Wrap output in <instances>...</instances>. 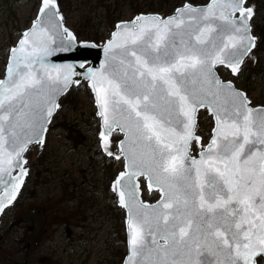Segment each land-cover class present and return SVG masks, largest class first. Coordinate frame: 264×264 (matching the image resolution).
<instances>
[{
  "label": "snow or ice",
  "instance_id": "1",
  "mask_svg": "<svg viewBox=\"0 0 264 264\" xmlns=\"http://www.w3.org/2000/svg\"><path fill=\"white\" fill-rule=\"evenodd\" d=\"M248 0L185 2L172 15L116 25L98 67L53 63L77 37L56 0L6 49L0 79V213L17 198L25 153L44 146L60 97L87 81L100 117V147L124 139L112 191L127 210L124 264H261L264 258V107L217 74L238 75L256 47ZM214 120L205 143L197 113ZM193 145L198 151L193 155ZM140 178L159 192L140 199Z\"/></svg>",
  "mask_w": 264,
  "mask_h": 264
},
{
  "label": "rangeland",
  "instance_id": "2",
  "mask_svg": "<svg viewBox=\"0 0 264 264\" xmlns=\"http://www.w3.org/2000/svg\"><path fill=\"white\" fill-rule=\"evenodd\" d=\"M39 1L0 0V78L7 60L6 49L14 45L30 25ZM65 1L67 9H71L64 14L70 29L74 31L75 27L83 25L91 29L102 26V31L118 13L120 18L116 21L143 12L134 11L133 6L138 5L134 2L147 0L125 1L117 7L113 0ZM251 1L256 5L255 18H260L264 13V0ZM104 19L107 22H103ZM109 32L104 33L101 41ZM219 73L223 79H231L238 88L244 89L254 105L264 104V75L244 86L245 76L232 78L223 69ZM60 105L42 150L36 156L34 148L27 153L31 174L26 194L37 197L25 201L22 208L15 205L2 217L0 264H121L126 252L124 213L116 206L110 183L121 169L122 160L105 157L100 150L98 118L92 95L84 83L67 94ZM211 124L210 116L205 111L200 112L197 134L204 142L209 138ZM118 138L119 134L113 135V147ZM44 167L49 171L43 173ZM55 182H66L62 184L60 196L55 195L59 190ZM142 195L148 201L158 197L156 192L149 194L145 189ZM42 208L45 213L37 212ZM29 226H34L33 235L23 240H30V248L28 252H19L17 239L23 237ZM260 261L264 264V260Z\"/></svg>",
  "mask_w": 264,
  "mask_h": 264
},
{
  "label": "water",
  "instance_id": "3",
  "mask_svg": "<svg viewBox=\"0 0 264 264\" xmlns=\"http://www.w3.org/2000/svg\"><path fill=\"white\" fill-rule=\"evenodd\" d=\"M56 2H57V4H58L60 14L63 16L64 27H66L69 31H71V32L73 33L74 36H76L75 33H74V31H73L72 29H70V28L68 27V25L66 24V21H65V15H64V13L61 11V9H60V6H59V3H58V0H56ZM185 2H188V1H185ZM185 2H183V3H185ZM209 2H210V0H207L205 3H200V4H194V3H191V2H190V3H191L193 6H196V7H203V6H205V5H206L207 3H209ZM183 3H182V4H183ZM182 4L176 6V7L172 10V12H170V13H168V14H164L162 11L137 12V13H135L130 19L116 21V22L114 23V25H113V28L110 30L109 36H108L107 38H105L104 40H102V41L95 42V41L90 40V39H78V38H77L75 44H74V45H73L68 51L58 52V53L55 54L53 57H51V62H53V63H60V64H63V63H70V64H76V65H78V64H80V63L83 62L86 66H94V67H98L99 64L101 63V61L104 59L103 45H104V44H105V43L111 38V34H112L113 31L116 30V25H117V24H120V23H122V22H128V21H131V20H132L135 16H137V15H160V16L166 18L167 16L172 15V14L174 13L175 9H176L177 7L182 6ZM248 5H249V6H253V7H254V12H255V7H256L255 2L251 1ZM40 6H41V0L39 1V5H38V8H37V10H36V14H35L34 18L31 20L30 25H29L27 28H29V27L31 26L32 22L36 19L37 14H38V10H39V7H40ZM27 28H26V29H27ZM26 29H24L23 31H25ZM23 31H22V32H23ZM22 32H21V33H22ZM252 34H253V36L256 38V44H257V41H258L259 35H258V34H254V33H252ZM19 38H20V37H19ZM19 38H18V39H19ZM16 42H17V41H16ZM15 44H16V43H15ZM15 44H14V45H15ZM254 49H255V48H254ZM254 49H253L252 54L250 55V57L245 58V62H247L249 65H253V64L256 62V56H255V53H254ZM6 62H7V60H6ZM245 62H244V63H245ZM244 63H243V64H244ZM243 64L241 65V68H242ZM219 68H223V67L220 66V67H218V69H219ZM224 69H225V68H224ZM5 70H6V64H5L4 74H3V76H2L0 79H3V78H4ZM226 70L232 75V73H231V71H230L229 69H226ZM217 74H218L219 77H220L222 80H224L225 82H227V81L230 80V79H223V78L220 76L218 70H217ZM232 76H233V75H232ZM230 81H232V80H230ZM232 82H233V81H232ZM81 83H84V84L86 85V87L88 88V90H89V92H90V94L92 95V98H93V105H94V107H95V114H96V116H97V118H98V123H99V124H98V125H99V127H98V134H97L98 139H99V132H100L101 120H100V117L97 115L98 109H97V107H96L95 97H94V94L92 93L91 89L88 87V83H87V81L81 80ZM233 84L235 85L234 82H233ZM77 86H78V85H75V84H74L72 87H77ZM235 87H236L237 89L241 90V91H244L243 89L238 88L236 85H235ZM244 92L246 93V91H244ZM246 94H247V93H246ZM65 95H66V94H65ZM65 95H64V96H65ZM64 96L60 97V99H59V103H60V100H61ZM247 96H248V95H247ZM248 97H249V96H248ZM249 99H250V97H249ZM250 100H251V99H250ZM253 106H255V107H264V104H257V105H254V104H253ZM59 109H60V108H59ZM59 109H58V110H59ZM58 110H57V111H58ZM57 111L54 113L53 117L55 116V114L57 113ZM200 111H205V112L207 113V115L210 116V119H211V122H212V127H211V129H212V128L214 127V120H213L212 116H211V115H210L205 109H201V110H199V112H200ZM199 112L197 113V122H198V114H199ZM53 117H52V119H53ZM49 125H50V124H49ZM49 125H48V128H49ZM211 129H210V132H211ZM46 134H47V133H46ZM114 134H119V135H120V138L115 142V147L112 146V136H113ZM112 136L110 137V151L113 152L115 155H119V154H120V152H119V144H120V141L124 139L123 133H120V132L117 130L116 132H114V133L112 134ZM45 139H46V136H45ZM208 139H209V138H208ZM207 141H208V140H207ZM207 141H206V142H207ZM194 146H195V145H194ZM99 147H100V141H99ZM31 148H34V154H35V156H36V155L39 154V152L42 150L43 147H41V146H39V145H33V146H31V147L29 148V150H30ZM195 148H196V146H195ZM100 149H101V151H102V153H103L104 155L109 156V155H107V154L103 151V149H102L101 147H100ZM197 151H198V149H196V152H197ZM27 153H28V152L25 153V159H26L27 162H28V156H27ZM115 155H113V156H111V157L115 158ZM193 155H196V153H195V154L193 153ZM25 167L27 168V170H28V175H29L30 165L27 163V164L25 165ZM123 170H124V168H123V159H122V167H121V169L117 172V174L114 176L113 180H112L111 183H110V190H111V191H112V185H113V183L115 182L116 177H117V176L120 174V172L123 171ZM28 175H27V176H28ZM27 176L25 177V181H26ZM24 183H25V182H24ZM140 184H141V189H140V199H141L144 203H147V204H156V203L158 202L159 198H160L159 192L156 191V190H154V189H153L152 191H149L148 186H147V182H146L143 178H140ZM23 185H24V184H23ZM23 185H22V187H23ZM22 187H21V189H22ZM142 187H144L145 190H146L148 193H151V192H153V191L157 192V194H158L157 199H155L154 201H148V200L144 199V198H143V195H142V192H143V188H142ZM21 189H20V191H21ZM112 193H113V195H114V197H115L116 205H117L118 207H120V204H119V197H118L117 193L114 192V191H112ZM19 194H20V192L18 193L17 198H18ZM17 198H16V199H17ZM15 201H16V200H15ZM15 201H14V202H15ZM14 202H13L11 205H9L7 208H5L4 211L7 210L9 207H11V206L14 204ZM120 208L123 210V213H124V217H123V226H124V233H125L126 252H125V255H124V257H123V259H122V262H121V264H124L125 259H126L127 255H128V248H127V224H126V221H127V210L124 209V208H122V207H120ZM4 211H3V212H4ZM3 212L0 213V217L2 216ZM258 259H259V258H258ZM263 259H264V258H263Z\"/></svg>",
  "mask_w": 264,
  "mask_h": 264
},
{
  "label": "trees",
  "instance_id": "4",
  "mask_svg": "<svg viewBox=\"0 0 264 264\" xmlns=\"http://www.w3.org/2000/svg\"><path fill=\"white\" fill-rule=\"evenodd\" d=\"M125 1H129L130 3H133V0H113L115 4L114 6L117 7L119 4ZM185 1L195 3V4H200V3L206 2L207 0H147L143 2H134V3H138V5H135V7L133 6V9L135 12L136 11H143V12L162 11L165 14H167L173 8H175L178 4L183 3ZM58 2L64 14L70 12L71 9L70 10L67 9L65 0H58ZM119 18H120V13L115 15V17L110 21L109 26L105 30L101 31L102 26L96 29H91L90 27L88 26L86 27L85 25H83V26L75 27L74 33L80 39H90L95 42H98L102 39L105 32H109L112 29L113 27L112 25H114L115 21ZM84 20L85 22H88L87 19H84ZM254 20H255L254 30L260 35V38H259V41L256 47L257 61H256V64L252 67L247 66V65L243 67L242 73L239 77H241L242 75L245 76V79L243 80L244 86L251 84L253 81L260 79L264 75V13L262 14L260 18H258L257 16L256 18H254ZM105 21L106 19H104L103 22ZM223 71L226 74H228L227 71L225 70ZM73 90H75V88H71L68 94ZM65 97H63L62 99H65ZM48 171L49 169L47 167H44L43 173L48 172ZM44 178L46 179V177ZM15 205L16 204H14L13 207Z\"/></svg>",
  "mask_w": 264,
  "mask_h": 264
},
{
  "label": "flooded vegetation",
  "instance_id": "5",
  "mask_svg": "<svg viewBox=\"0 0 264 264\" xmlns=\"http://www.w3.org/2000/svg\"><path fill=\"white\" fill-rule=\"evenodd\" d=\"M256 64V63H255ZM255 64H253V65H248V64H246L247 66H250V67H252V66H254ZM229 74V73H228ZM240 72L238 73V75H236V76H231L230 74V76L232 77V78H235V77H239L240 76ZM35 169V168H34ZM34 169H33V171H34ZM30 174H31V172H30ZM29 174V175H30ZM29 179V178H28ZM51 179V178H50ZM56 184H59L58 186H59V190L58 189H55V190H58V191H56V194L55 195H57V196H60L61 194H63V192H62V190H61V188H62V184H66V182H64V183H59V182H55ZM27 185H28V180H26V182H25V184H24V187L22 188V190H21V192H20V195H19V197L17 198V201H16V206L19 208V207H23V205H24V203H25V201H29L30 199H35V197H37L36 196V194L34 195V196H31V197H28L27 196V194H26V190L28 189V187H27ZM56 187H58L57 185H55ZM52 189V188H51ZM74 189H75V187H74ZM53 190V189H52ZM81 195V192H79V196ZM57 196H54L56 199H57ZM73 199H74V197H72ZM71 210H74V208L73 209H70L69 210V212H68V214L71 212ZM33 210H31V212H32ZM35 212V211H34ZM37 212H42V213H45V209L44 208H42L41 209V211H37ZM57 212V211H56ZM3 217V216H2ZM1 220H2V218H1ZM0 220V224H1V221ZM34 228V226H29L28 227V229H26V231H25V233H24V235H23V237H22V232H21V230H20V237H22V238H20V239H17V242H18V248H19V252H28L27 250L30 248V240L28 239V241H24L23 240V238L24 237H29V236H32L33 234H32V229ZM39 230V229H38ZM33 241V243H35V244H37V241L36 240H32ZM22 264V263H21Z\"/></svg>",
  "mask_w": 264,
  "mask_h": 264
}]
</instances>
